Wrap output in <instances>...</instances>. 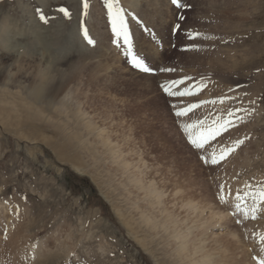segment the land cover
<instances>
[{
  "label": "rangeland",
  "instance_id": "374dc122",
  "mask_svg": "<svg viewBox=\"0 0 264 264\" xmlns=\"http://www.w3.org/2000/svg\"><path fill=\"white\" fill-rule=\"evenodd\" d=\"M87 3L0 0V264H259L264 0H117L130 44ZM48 61L61 89L34 101Z\"/></svg>",
  "mask_w": 264,
  "mask_h": 264
},
{
  "label": "snow or ice",
  "instance_id": "6c2138e0",
  "mask_svg": "<svg viewBox=\"0 0 264 264\" xmlns=\"http://www.w3.org/2000/svg\"><path fill=\"white\" fill-rule=\"evenodd\" d=\"M116 3L117 0H107V8L109 11V15L112 18V25H113V31L116 32L117 35H123L124 40L126 43L130 44V36L129 33L127 31V25L124 22L123 16H122V9L116 7ZM173 4H176L178 7H183V6H187L184 4L180 3V0H172ZM84 8L87 9L88 8V3L87 0H84ZM61 11L64 12L65 15H68V11L66 9H61ZM41 18L43 19V16H41ZM183 18V17H181ZM117 25H119V27H117ZM177 27H179V25H177ZM85 35V39H87L89 44H93L94 41L88 36V32L85 29L84 32ZM129 55L132 56V63L134 64L135 67L141 69L144 72H149L151 69L144 63V61L142 59H140L139 57H137L136 55L132 54L131 51V47H129ZM162 71H171V69H162ZM176 83V82H173ZM179 83H183V81H180ZM166 91H168V89H165ZM170 95H186L189 93L186 92H179V93H172L169 92ZM223 102V101H221ZM213 103H215L213 101ZM194 107H198V105H191L188 109L184 110V111H180L177 112L178 116L181 115H185L187 114V112H190L192 110V108ZM231 115V113H229ZM229 122H225V124H227ZM221 130H226L225 129V125H220L219 128H215V129H211L208 131V134L205 135L203 132L200 134L199 137L197 138H192L191 142L197 147V148H202L204 146V144L207 142V140L209 139V137L211 138H215L216 136H218L220 134ZM243 143V141H237V144ZM234 151V149H226L223 152L220 153L219 157H217V155L214 153L211 157V163L213 164H217L219 163L220 160H223L230 152ZM254 199H256L258 201V203H264V189H260L259 193H258V197H253ZM221 200L223 201V197H221ZM237 200L238 201H243V197L240 195H237ZM236 208L238 210H241L244 212L245 217H247L249 215V211L251 212V218L255 219V213H256V207L254 206L251 210L248 209H241V204L237 203L236 204ZM261 239H264V237H262ZM259 264H264V260H261L259 262Z\"/></svg>",
  "mask_w": 264,
  "mask_h": 264
},
{
  "label": "bare ground",
  "instance_id": "6f19581e",
  "mask_svg": "<svg viewBox=\"0 0 264 264\" xmlns=\"http://www.w3.org/2000/svg\"><path fill=\"white\" fill-rule=\"evenodd\" d=\"M172 2V0H171ZM3 17V16H2ZM1 19V18H0ZM1 22V21H0ZM5 20L4 22L0 23V72L1 71H8L11 69L12 65L14 64L15 61H18L17 58H12L11 52L7 50V42L5 38V35H7L8 30H5ZM5 38V39H4ZM76 42L79 43L78 46H80V42H82L81 37L76 35ZM65 58V56L62 57V59ZM48 64L50 67L48 69L50 72L48 73H43V76H45L46 80L42 79L44 78L43 76L41 77L40 81L34 85L33 89L30 90L28 93L27 97H31L32 100L37 101L42 99V95H45L46 97H55L56 94H58L59 90L61 89V83L59 82L60 79H54V76L60 77L61 76V70H60V65L63 63H55V61H48ZM66 65V64H64ZM47 67V66H46ZM52 75V78L50 77ZM9 93H7L5 96L8 97ZM13 99V98H12ZM1 101V100H0ZM12 103V101H11Z\"/></svg>",
  "mask_w": 264,
  "mask_h": 264
}]
</instances>
